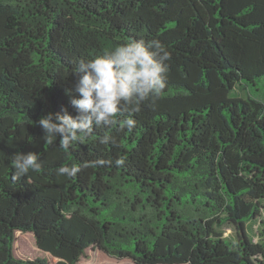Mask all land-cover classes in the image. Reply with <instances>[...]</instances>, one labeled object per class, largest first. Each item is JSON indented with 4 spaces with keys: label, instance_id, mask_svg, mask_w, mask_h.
Masks as SVG:
<instances>
[{
    "label": "trees",
    "instance_id": "trees-1",
    "mask_svg": "<svg viewBox=\"0 0 264 264\" xmlns=\"http://www.w3.org/2000/svg\"><path fill=\"white\" fill-rule=\"evenodd\" d=\"M141 39L171 58L162 95L118 115L136 126L46 144L78 61ZM29 152L41 170L14 180ZM263 211L264 0H0V264H264Z\"/></svg>",
    "mask_w": 264,
    "mask_h": 264
},
{
    "label": "clouds",
    "instance_id": "clouds-1",
    "mask_svg": "<svg viewBox=\"0 0 264 264\" xmlns=\"http://www.w3.org/2000/svg\"><path fill=\"white\" fill-rule=\"evenodd\" d=\"M170 53L158 41L132 40L114 47L94 59L80 60L72 73L77 77L74 92L66 90L75 115L67 108L61 113L49 112L38 121L43 130L42 139L49 146L59 139V147L67 151L74 142H82L94 129L127 128L131 131L137 121L130 116L119 120L118 115L132 106L139 111V104L155 101L167 86ZM115 142L111 135H104L100 143ZM15 172L13 179L39 172L42 163L37 153H16L12 157ZM100 163H103L101 161ZM119 163V161H118ZM78 168L61 167L58 174L75 176Z\"/></svg>",
    "mask_w": 264,
    "mask_h": 264
},
{
    "label": "rangeland",
    "instance_id": "rangeland-1",
    "mask_svg": "<svg viewBox=\"0 0 264 264\" xmlns=\"http://www.w3.org/2000/svg\"><path fill=\"white\" fill-rule=\"evenodd\" d=\"M236 92H240L237 93V95L239 96H243V97H247L248 96V92L246 90H244V92H242L241 88H237ZM260 218H264V211H263V215ZM258 219L255 222H251L248 225L247 231L249 233V235L251 237H253V240L256 242H261L262 240H264V237L262 236V234H260V230L262 229V223H261V219ZM224 235L228 236L229 238L236 240L238 237V233L236 228L234 227V225L231 224H227L225 227L222 228ZM96 253L95 251H92V253L89 251L87 252V255H85V259L84 262L87 263L86 261H90L89 263H96Z\"/></svg>",
    "mask_w": 264,
    "mask_h": 264
}]
</instances>
